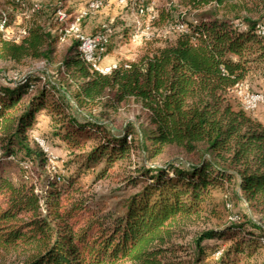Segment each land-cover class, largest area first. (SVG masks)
<instances>
[{
  "label": "trees",
  "instance_id": "obj_1",
  "mask_svg": "<svg viewBox=\"0 0 264 264\" xmlns=\"http://www.w3.org/2000/svg\"><path fill=\"white\" fill-rule=\"evenodd\" d=\"M66 1L33 12L17 41L0 32V259L13 257L0 264H264V125L233 94L264 81V0H179L187 30L148 41L106 75L89 71L76 40L61 41L56 13L71 14ZM169 19L160 11L154 24ZM39 61L57 62L56 87L28 70ZM130 102L147 123L116 120ZM38 117L69 155L65 179L45 169L31 135ZM3 164L23 176L5 175ZM86 177L122 193L88 194ZM219 192L245 210H227Z\"/></svg>",
  "mask_w": 264,
  "mask_h": 264
},
{
  "label": "rangeland",
  "instance_id": "obj_2",
  "mask_svg": "<svg viewBox=\"0 0 264 264\" xmlns=\"http://www.w3.org/2000/svg\"><path fill=\"white\" fill-rule=\"evenodd\" d=\"M8 0H0V17L7 18L8 11L10 14V26L7 29H2L0 32L4 38L17 41L24 35V23L28 21L34 6L38 8L46 5H54L56 0H25L27 4H31V10L28 13H20L19 11L7 10L4 4ZM12 1V0H11ZM92 1H99L101 6L99 9L92 11L88 8V4ZM67 0L66 9L71 11L67 15L66 10L62 11L68 16V22L74 18L79 19L78 28L80 32L86 36L104 35L107 39L105 52L101 57V67L116 66L120 63H127L134 61L143 51L145 43L148 41H174L180 33L177 31V25L191 21L190 15L186 14L183 7L180 6L179 0ZM148 7L146 15L137 14L138 8ZM61 10V9H60ZM160 11L168 12L170 16V23L162 27L155 26L154 22ZM132 29L131 38H124L123 34ZM103 31V32H101ZM59 33V32H58ZM62 48V46L60 45ZM57 62L48 63L45 61L33 62L28 70L31 72H40L44 78L49 79L55 87L58 85L54 78L57 72ZM1 67V65H0ZM11 67V66H8ZM25 68H9V77L16 78L18 74L25 73ZM236 100L247 113L260 121L264 125V81L263 80H248L241 84L233 92ZM251 98H256L257 103L254 109H249L251 105ZM116 120L131 121L135 125L145 124L148 121V115L142 108L130 102L127 106L120 108ZM35 124L34 137L41 150L49 149V153L55 157V160H49L50 154L46 156V171L52 176H58L61 179L69 177L72 169L67 166L69 155L61 147L57 138L52 136L49 121L45 117H38ZM40 140V141H38ZM170 157H178V153L173 151ZM4 174L12 179H19L23 176L21 170L15 164H3ZM25 169H30L29 164H23ZM29 173V172H28ZM27 175V174H26ZM29 175V174H28ZM91 178L86 177L79 180L82 190L88 194H94L97 197H114V195H121L118 191L119 185L114 184L110 180H103L92 187H88ZM218 198L225 201V208L227 210H245L242 204L230 203L224 194L219 192ZM115 203L116 200H111ZM253 221H259L258 217L252 216ZM3 261L11 262L13 257L2 258ZM0 259V263L2 262Z\"/></svg>",
  "mask_w": 264,
  "mask_h": 264
},
{
  "label": "built area",
  "instance_id": "obj_3",
  "mask_svg": "<svg viewBox=\"0 0 264 264\" xmlns=\"http://www.w3.org/2000/svg\"><path fill=\"white\" fill-rule=\"evenodd\" d=\"M16 1V0H13ZM101 3L99 1H92L88 4V8L92 11L99 9ZM38 11L36 6L33 7L32 12ZM63 10H58L56 13L57 20L61 27L59 28L58 32L61 37V41H65L68 39H74L78 43V52L81 56V59L89 68L91 73H100L103 75L109 74L116 66L111 67H101V57L105 52V48L107 45V39L105 34L104 35H95V36H86L82 34L78 28V24L80 21L79 19H73L71 22H68V16L62 12ZM148 12V7H141L138 8L137 14L139 15H146ZM6 19L3 17L0 23V30L3 29ZM187 29L183 23L177 25V31L180 33L185 32ZM258 35L264 41V26L258 28ZM240 86V85H239ZM237 86L236 88H238ZM256 98H251V105H249V109H254L256 107ZM40 141V140H38ZM43 153L48 156L50 153L49 149L42 150ZM49 160H55V157L50 154Z\"/></svg>",
  "mask_w": 264,
  "mask_h": 264
}]
</instances>
